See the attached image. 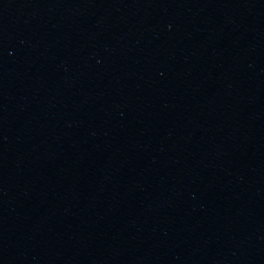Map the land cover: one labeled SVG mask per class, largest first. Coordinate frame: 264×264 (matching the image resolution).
Listing matches in <instances>:
<instances>
[{"label": "water", "instance_id": "95a60500", "mask_svg": "<svg viewBox=\"0 0 264 264\" xmlns=\"http://www.w3.org/2000/svg\"><path fill=\"white\" fill-rule=\"evenodd\" d=\"M0 264H264V0H0Z\"/></svg>", "mask_w": 264, "mask_h": 264}]
</instances>
